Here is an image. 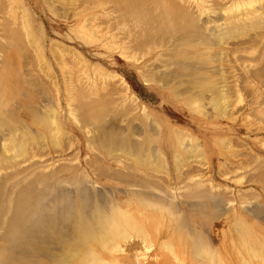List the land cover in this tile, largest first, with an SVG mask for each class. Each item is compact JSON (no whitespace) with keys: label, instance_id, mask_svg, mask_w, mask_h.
<instances>
[{"label":"rangeland","instance_id":"374dc122","mask_svg":"<svg viewBox=\"0 0 264 264\" xmlns=\"http://www.w3.org/2000/svg\"><path fill=\"white\" fill-rule=\"evenodd\" d=\"M116 1L119 3L118 0ZM186 1L188 2L189 7L192 6L190 8L191 10L195 8L197 9V7H195L197 6V0ZM217 1L210 0V3H207L209 5L213 4L214 7H216V4L220 3ZM227 1L229 0H225V2ZM118 3H116L115 0H0V113H2L4 109L6 110L5 113L9 112L7 114H14L17 115V117L20 116L23 119L31 122L33 119V113L37 111L43 114L47 112L48 117L50 118L52 115L50 114L52 113V109L49 107L53 106V109L56 110L61 108L59 113L66 129V134L62 135V144L64 143L65 146L63 144L59 151L52 148V150H48V152H45V150L47 151L46 148L41 147L42 149H35V147L32 146V148H34V150L32 149L31 151L33 156L31 154L30 156L28 155L26 159L27 162H25L23 165L26 164L25 166H27V163L30 164L28 160H31V163L34 160L35 163L42 167L48 164V168L45 169L46 171H51L55 169L54 167L58 168L57 165H62L63 168L64 166L68 167L70 164L69 167L72 166L71 171L70 169L69 171H65V168L67 170L69 167L63 168V171H65L64 173L62 172L63 176L71 178V176L81 174L82 172L84 174L83 170H86L88 174H86V176L89 177V182L82 185L80 188L77 184H69L68 180L63 181L62 183L55 182V180H53L52 182L56 185L51 186L50 190L48 189V196L50 195V197H48L46 200L47 209L45 210V213L52 214V216H50L51 219L49 218L52 225H54L53 223H59L57 220V217L59 216L57 213L58 210H54L57 206H59L58 200L53 199L62 196V192H65V195L62 197L63 201L60 203L62 204V209H64V206L67 204L74 208V212L78 206L79 199H81L80 195L77 194V189H81V191H87L88 194L91 195L95 194L96 190H98L104 196V198L106 196L112 197V193L115 194L113 190H118L120 192L126 189V187H130L126 184H120L116 180H108V178L119 176L122 174L121 172L123 170L133 173L136 176L137 174L143 175V177L152 175L154 176V180H160L161 182L159 184L148 186L140 185L138 187H131L130 190L139 189L142 191H152L156 196H158V198H164V196H166V201L170 203H164V206L173 208L175 210V214L172 215L170 213H162L160 218L157 220L160 228L159 230L154 231L156 245L151 250L146 252V259L143 256L141 257V260L143 261L142 264H157L158 261L162 260L164 257H162L161 254L156 256V253H158V243L164 241L165 239L173 240V238H170L169 236L178 235L179 233L184 235L183 239L187 243L186 247L188 249L186 253H188L189 256L185 261L173 260L172 263L201 264L205 259L201 257L203 259L202 261L200 258L201 255L199 253H194V251L197 249L196 245L193 247L195 250H191V243H194L192 231L195 232L194 236H196V238L200 239V241H205L208 245L210 244V247H212L213 250L223 251L228 257L229 264H240L244 260H242V257L239 255L237 248L239 243V234L235 227L236 224H238V221H245V223L250 225V227H253L254 232L264 240V75L258 76L256 75L257 73L255 74L257 69V72H261L264 69V64L262 63L264 60L261 61V53L263 52L262 49H264V47H260L262 48L261 53L257 50L258 48H256V53H252L253 51L255 52V50H249L251 52L247 51V53L252 54L246 55L244 54L246 51H240L236 52L240 54L239 56L236 53V55H232V53L235 52V47L237 44L236 41H238L240 38H236L238 40L230 39L231 41L229 42L232 44L230 43L231 45L229 44L227 47L231 50V52L233 50L234 51L230 53L229 50V57H226V75L228 79L225 81V83L231 87H235L233 88L234 91L231 89L232 96L229 100L227 114L226 116H216L212 105L209 104L210 96H206L208 99L205 98L203 103L205 105L208 104L206 107L210 108V110H207L206 108V112H208V114L207 116H204L191 110L187 106L186 100L188 99V95H190L191 92L188 90L189 93L184 94L182 89L186 92V89L194 86L192 85L193 83L190 84L192 82H190L192 77H188L192 72L210 75L213 74L214 76L220 77L221 75L218 74V68H215V65L217 64V67L219 62H214L216 63L214 66L213 63L210 62L212 65L208 63V60L204 62L205 64L201 63V60L195 56V53H199L200 51L203 53L202 50L205 51L203 45H193L194 47H189L186 45L185 47V45L182 44L181 46L183 47L181 48L187 49L186 56L184 58L176 57V60L171 59V56L168 57V53L171 54L174 50L172 49L174 47L172 45H175V36H173V40L175 42L173 41L172 43H167L165 46L164 44L157 45L155 40L159 39L154 37V43L151 42V46L150 43L147 44L149 46L146 47L145 53H143L144 50L142 48L141 49L143 52L141 49L135 50L136 48L129 50L131 47H133L130 44L131 39L136 38L135 35L137 32L141 35V27L136 25V22H138L136 20L137 16H135L136 18H132L133 14L131 18H128L129 21L122 19L125 17L123 15L126 12L124 10L126 8L124 7L123 9V4ZM161 4L164 7L163 3H156L153 5H157V9H154L155 7H153L151 3L148 6L142 4V7H149V11H152L151 8L154 9L157 15H154L155 12L152 11L150 12L151 15L153 14L152 17L155 19V16H157V18L159 17V19H161L163 18L161 17V13L164 16L165 11L162 6L159 7ZM138 5L141 6L139 3ZM119 6H122V8H119ZM159 9H161V11H159ZM196 9L195 11H197ZM110 14L112 16H110ZM93 15H96L97 17L95 18ZM135 15H137V13ZM223 15L224 13H222L220 10L217 11V13L211 11L207 14L201 15L202 21H200V23L203 22L201 25L204 26V30L208 31L210 29L205 26L204 22L207 23V21L210 20V17L218 18ZM148 16L150 15L148 14ZM118 17L122 18L117 20ZM135 20L136 22H132ZM221 22H223V20ZM149 23L150 22L148 21L147 26H149ZM84 24L86 27H90L89 29H91L92 26L95 27H92V30L95 29L94 31H97H92L94 36L90 35L91 30H89V33L87 28L85 29ZM112 24H114V26ZM119 24L120 27L118 28ZM131 26H133L135 30ZM211 26H214V23L210 22L208 27ZM80 27L83 29V31H80ZM127 27L129 29H127ZM214 28L215 26L213 29ZM125 29H127L126 32L128 33L124 32ZM108 30H110L109 33ZM94 33L98 37H96ZM119 33L120 38L123 35L125 38L126 35V38L128 40L130 39V41L127 42V39H125L126 44H124V42L122 44L120 41L122 38L120 39L117 35ZM138 34L136 36L141 37ZM112 35L115 36V39L111 40V38H113ZM132 35L134 37H132ZM108 38L111 41H109ZM118 38L119 40H117ZM171 38L169 37L168 39ZM114 40L120 41L119 43L121 44H116L117 42ZM245 40H247V37ZM107 42L108 44L110 43V45L113 42L114 45H119V47L116 45L115 47L113 45H111L113 47L107 46ZM53 43H58L62 47L64 46L68 49H65L66 54L63 55L64 57L60 56L62 55V52H64L60 50V46V51H56L57 49L52 51ZM124 45H128L127 49L129 50L131 58L128 57L129 54H127L128 50L126 48V51L123 52ZM155 45H157V47ZM71 48L75 49L88 60V65L82 62V64H85L87 68L85 65H81L79 62L80 59L78 60L75 55L77 53L75 50L73 51L76 53L72 54L73 51L70 50ZM170 49H172L171 52ZM215 50L216 48H214V51ZM69 51L71 53H67ZM147 51H149V53ZM41 52L42 54L44 52V54L42 55ZM121 52L126 53L128 56L122 54ZM162 52L163 56L161 55ZM140 55H143L142 58ZM42 56L46 57L47 63ZM136 56H139L140 58ZM231 56H233V59L234 56L239 58L242 56L243 60L246 61V58H248V61L244 62L241 58L240 61H236V59L239 58H235L234 61ZM169 59L171 60L169 61ZM262 59H264V57ZM195 60L196 62L200 61V63L194 62ZM59 62L61 63L59 64ZM194 63H196L198 66ZM92 65L93 67L100 65L95 68H99L98 70L100 72L96 70L98 73H94L95 69H91ZM147 65H149L151 69ZM64 67L66 68V71ZM213 67L215 69H213ZM243 67L245 69H242ZM248 68L255 69V72L252 70L254 72L253 73ZM261 68L263 69L261 70ZM104 69H107L106 73L109 74H102V72H105ZM248 71L251 75L255 74L256 76L252 75L253 77H251V80L249 79V82L247 83L242 81L244 76L243 78H239V74L245 75ZM88 72L89 75L87 74ZM141 72L154 75L157 73V76L165 74V77L162 79V81H153L152 83H147L141 75ZM82 73L85 76L84 79H82ZM120 74L126 77L140 99L137 103L135 101H131V99L128 98L129 104H131V102L134 103L132 104V107L128 105L127 99L122 97V95L126 96L127 94H125V86L121 83ZM185 74L189 75H186V77ZM72 75L73 77H70ZM77 75L80 77H77ZM108 75L110 77L107 78ZM242 75L240 76L242 77ZM53 77H55L56 80H54ZM66 77L70 78L67 79ZM104 77L107 81L114 85L116 94H112L114 92L113 90L109 91L112 89L111 86V89H109L110 87H107L106 84V88L104 87ZM183 77L187 78L186 80L190 83L187 82ZM77 79L81 80L76 82ZM74 80L75 82H73ZM85 80H89V86H87L88 83ZM165 80H167V82ZM236 81H242L243 83H236ZM84 82H86L87 85ZM93 82H97L99 87H102L103 85V89L105 88L106 91L111 92L109 94L110 96L106 95L108 92H105V90H103V93H101L102 91L99 92L98 86V88L96 87L94 91L96 92V95H93V87H91ZM109 82H107V84ZM219 82H222V80H219ZM179 83L182 85L180 86ZM78 84L79 86L81 84L80 88L76 86ZM82 84L84 85L82 86ZM82 87L86 89L85 94L83 93L85 91ZM77 88L80 89V92L78 89L76 98H72L75 97L73 95ZM81 89L83 90V94L81 93ZM173 89H176V91L180 93L181 97H176L174 92H172ZM72 90L75 92L70 93ZM97 91L101 93L103 97H100V94H98ZM181 91L183 93H181ZM194 91L197 90L194 89ZM88 92H90L91 95ZM104 92L106 94H104ZM81 95L84 99L77 97H81ZM110 97H114L112 98V102L111 99L109 100ZM100 98L103 101H105L104 99H108L110 103L107 100L103 102L106 105L101 103L103 106H101L100 109H97L100 105L97 107L96 103L100 104ZM70 99L73 100L70 101ZM58 100L60 105L57 103ZM82 100H84L85 105L81 104L83 102ZM108 103L111 105H108ZM121 103H123V106L125 103H127L126 106H130V109L128 108L129 110L127 109L128 106H124L126 107L124 109L126 111L128 110L127 115L129 116L125 114L126 112L124 110L122 112H124V116L126 117H122L123 113L120 111L122 109ZM140 104L146 105L149 109L148 112L151 113L153 117L161 119L163 123L172 124L173 127H180L182 128L180 131L183 133L199 136L200 141L204 145L202 147L203 150L200 157L185 159V162L180 165V168H178L175 161V150L172 145V140L168 138L167 134H159L156 132V130H154V133L145 131V128L149 123H147L148 121L143 117V114H140ZM94 105L96 108H94ZM81 107L82 109H78ZM102 107L103 109H101ZM70 109H73V114L70 113L72 110L69 112ZM96 109L98 112L93 113L92 110L96 112ZM88 110L92 111V113ZM48 111H50V113ZM142 112L143 111L141 110V113ZM108 113L109 115H107ZM212 113H214V115ZM88 114H90L91 117H88ZM92 114L96 115L92 116ZM117 114L119 116H117ZM86 116L89 119H86ZM83 118L84 120H81ZM86 122H88V125ZM4 127L2 126V129L0 127L1 130H4V135H2L3 133L0 131V147H3L5 141L4 136L8 134V132L5 130L7 129L6 126ZM103 127L106 128L107 131L110 127V133H122L135 130L137 131V135H135L136 139H142V136L144 137L147 135L146 144H139L145 149L141 150L143 156H146L150 152L153 156V159L163 162V164L148 166L143 162H140L137 167V165L134 164V159L128 157L125 153L123 155L109 153L110 151L108 152L107 150L108 144H99L98 148L90 146L87 142L88 137L86 133L90 132L92 137H95L96 135V137L102 136L103 133L100 131L103 130ZM113 129L115 131H113ZM219 137H226L229 141L227 142L226 140L225 144H221L217 141ZM189 143V138H186L183 141V145L185 146H187ZM125 148L129 149L128 147ZM137 149H139L138 146L135 148L136 155L138 154L136 151ZM1 151H3V148L0 149V152ZM31 156L33 157L32 159H30ZM143 156H141V158ZM117 158H120L123 161L121 165L125 164L128 168L117 165ZM132 163L136 165L139 171L138 169L134 170V165ZM166 163L168 164V170ZM102 165L108 166H105L106 168L103 167L105 168V171L102 168L98 169ZM109 165H115L116 168L122 170L120 171L117 169L116 173V168H110ZM96 168L98 170H96ZM2 173L3 172H0V174ZM65 183L68 184L66 185ZM96 183H98L97 186H95ZM181 186L186 188H181ZM167 187L174 188L170 192H172V194L175 193L177 197L172 196V194L167 191ZM209 191H211V195L207 193ZM165 193H169L170 195ZM214 193L218 195H214ZM118 194L120 195V193ZM121 195L122 198H124L123 193H121ZM92 207L93 201L89 208ZM52 219L54 222H52ZM55 220L57 222H55ZM187 227L189 228L188 231L186 229ZM232 239H235L234 242ZM231 241L234 244H232ZM1 243H3V241H0V244ZM132 246H134V250H127V252L125 251V256L131 257L134 252L139 254L145 251L142 241L138 240L134 242ZM128 247L132 248L131 246ZM194 254H197L195 256H198L199 259L198 257L196 258L193 256ZM196 259H198V261ZM122 262V264H130L127 259L122 260ZM243 263L244 262H242V264ZM32 264L40 263L33 262ZM47 264L52 263L49 260Z\"/></svg>","mask_w":264,"mask_h":264},{"label":"bare ground","instance_id":"6f19581e","mask_svg":"<svg viewBox=\"0 0 264 264\" xmlns=\"http://www.w3.org/2000/svg\"><path fill=\"white\" fill-rule=\"evenodd\" d=\"M14 1H16V0H14ZM118 1H119V3L115 0L116 3L123 4L122 5L123 9L125 7L126 9H124V10L126 12L123 15L125 17H123V18L118 17L117 20L122 18L123 20L127 21L128 18H131L132 14H133L132 18L137 16L136 20L138 22H136V20L132 21V22H136V25L141 27V35L138 34V32H137L138 30L136 31L137 34L140 35L141 37H137L136 36L137 34H136L135 35L136 38L131 39L132 42L130 41V39L128 40L126 38V35H125V38H124V35L121 36V38H122L121 39L119 37L120 33L117 34L118 37L121 39L120 41L122 44H123V42H124V44H126L125 39H127L126 40L127 42L130 41V44L133 47L130 46L131 48L129 50H131L132 48H134V49L136 48L135 50H137V49L139 50L142 48L144 50V52H143V50L141 49L142 52L145 53L146 47L149 46L147 44L150 43V46H151V44L154 43V40H155L154 37H157L159 39V40H157V39L155 40L157 45L158 44L159 45L164 44V46H165V44L167 45V43H172L175 40L176 41V42L174 41L175 45L174 44L172 45V46H174L172 48L174 50L171 54L168 53V57L171 56L170 57L171 59L176 60L177 59L176 57H183L184 58L186 56V50L187 49H184V48L182 49L181 48V47H183V46H181L182 44L185 45V47H186V45L189 47H192L193 45H203L204 46L205 51L202 50L203 53H201V51L199 52V50H198L199 53H197L195 51L196 52L195 56L201 60V63H204L205 61L208 60L209 61L208 63L211 62V63H213V66H214V64H216L214 62H216V61L219 62L217 67H216L217 64L215 65V68H218V74H220L221 76L217 77V76H214L213 74L210 75V74H205V73L200 74L199 72H192V73L189 72L190 75L185 74V76L189 75L188 76L189 78L191 76L192 80L190 79V82L191 81L192 82L190 83L189 81L186 80L187 78H184V77L183 78L187 82H189L190 84L193 83L192 85H194L193 86L194 88L191 86L190 87L191 89H190L187 86L189 89H186V92L183 89H182V91H184V94H186V93L188 94L189 92H191L190 95H188L189 97L186 100V103H187V106L191 110L197 112L198 114L207 116L208 112H206V108H207V110L208 109L210 110V108L206 107V106H208V104L205 105L203 103V101L206 98V96H210L209 104L212 105L214 112H215V115L216 116L217 115L226 116L228 108H229V100L232 96V94H231L232 90L231 89H233L235 87V86L231 87L225 83V81H227V79H228V77L226 75L227 71H226L225 61H226V57L229 55V50H230V49H228L227 46L231 43L229 41H231L233 39L238 40L236 38H240L238 40L239 42L236 41L237 44L234 43V44H236L235 52L232 53L234 50L232 49L233 50L232 52L230 50V53H232V55L237 54L239 56L240 54H238L236 52H240V51H246L245 53L243 52L246 55L256 53V48H258L257 50L261 53V49L264 47V0H229L227 2H225V0H222V1L215 0L217 2H220V3L216 4V7H214L213 4H211V5L208 4V3H210L209 2L210 0H208V1L197 0L196 1L197 6H195V7H197V9L195 7H193L197 11H195V9L191 10L190 8L192 6L189 7L188 2L186 0H139V1L138 0H118ZM149 2L152 4V6L155 5L156 3L157 4L163 3L164 7L162 6V4L159 5V7L162 6V8H164L166 11V13H165V11L163 9L165 17L161 13V17H163L164 19L161 17H160L161 19H159V17L157 18V16H155L156 18L154 19L152 17L153 14L152 15L150 14V12L154 11V9H157V7H156L157 5L153 6V7H155L154 9L151 8L152 11H149L150 10L149 7H146V6L142 7V4L147 5V6L150 5ZM154 2H155V4H154ZM138 3L141 4V6L138 5ZM146 3H149V4H146ZM122 6H119V8L120 7L122 8ZM145 7L147 10L145 9ZM148 8H149V10H148ZM161 9H159V11H161ZM133 10L137 13V15H135L136 13ZM219 10L222 13H224L223 16L218 17V18H213V17L209 16L210 20L207 21L208 24L204 22L205 26L210 29V30H208L210 32L209 33L208 31L204 30V28H203L204 26L201 25V23L203 24V22L200 23V21H202L201 15L207 14L211 11L214 13H217V11H219ZM154 12L156 13V11H154ZM157 12H158V10H157ZM123 13H124V11H123ZM155 13H154V15H157V13L156 14ZM95 14H97V13H95ZM148 14L151 17L148 16ZM159 14H160V12H159ZM211 14H213V13H211ZM25 15H27V14H25ZM110 16H112V15L110 14ZM158 16H160V15H158ZM94 17L96 18L97 16L95 15ZM149 17H150V19H149ZM107 18H106V20H107ZM117 20H116V22H117ZM222 20H223V22H221ZM148 21L151 23V24L149 23V26L151 25L150 27L147 26ZM210 22L214 23V26H215L214 29H213L214 26L208 27ZM128 24H131V23H128ZM128 24H126V25H128ZM112 25L114 26V24H112ZM122 25H124V24H122ZM122 25H121V27H122ZM84 26H85V24H84ZM115 26H116V24H115ZM92 27L95 28L94 26H92ZM92 27H91V29H89L90 27L85 26V29L87 28L88 32H89V30H91L90 35H93L92 31L95 30V29L92 30ZM119 27H120V24H119L118 28ZM131 27L133 28V26H131ZM97 28H99V27H97ZM115 29H117V28H115ZM121 29H123V28H121ZM127 29H129V28L127 27ZM127 29H125L124 32H126ZM133 29L135 30V28H133ZM96 30H98V29H96ZM80 31H83V29L81 28ZM109 31L110 30H108V33H109ZM94 32H97V31H94ZM156 32H158V33H156ZM115 33H114V35H115ZM126 33H128V32H126ZM114 35H112L113 38H111V40L115 39L116 35L115 36ZM95 36L98 37L96 34H95ZM173 36H175V38ZM127 37H128V35H127ZM132 37H134V36L132 35ZM169 37L170 38L172 37L171 38L172 40L168 39ZM244 37H245V39L247 37V40H245ZM116 38H117V36H116ZM119 38L117 40H119ZM123 38H124V41H123ZM129 38H130V36H129ZM173 38H174V40H173ZM111 40L109 39V41H111ZM120 41H115V42H117L116 44H121V43H119ZM113 42L111 45H113L115 47L116 44L114 45ZM162 42H164V43H162ZM107 44H108V42H107ZM111 45L109 43L107 46H111ZM128 45H129V43H128ZM128 45H126V46L124 45V47L122 46L124 48L123 52L126 51L125 48L127 49ZM157 45H155V46L157 47ZM59 46L61 47V49ZM113 46H111V47H113ZM116 46L119 47V45H116ZM153 46H154V44H153ZM197 47H199V46H197ZM252 47H253V49H252ZM260 47H262V48H260ZM52 48H53L52 51H55L56 49H57L56 51H58L59 49L61 51H64L65 53L62 52V55H60L61 57L64 54H66V50H68L66 47H64V46L62 47L58 43H53ZM214 48H216L215 51H214ZM172 49H170V52ZM70 50L73 51L75 49L71 48ZM129 50H128L127 54H129ZM151 50H153V49H151ZM249 50H255V52L253 51L252 53H247V51H249ZM75 51H73L72 54H75L77 52V51L76 52ZM262 51H263L262 53L264 55V49H262ZM147 52L149 53V51H147ZM147 52H146V54H147ZM249 52H251V51H249ZM58 53H60V52H58ZM67 53H71V52L69 51ZM243 53H241V54L244 55ZM260 53H258V54H260ZM262 53H261V61L264 60V59H262L264 57L262 55ZM41 54H42V52H41ZM43 54H44V52H43ZM122 54H125L126 56H128L126 53H122ZM135 54H136V52H135ZM162 54H163V52L161 53V55ZM189 54H191V53H189ZM75 55L78 58V60L80 59L79 62L81 63V65H85V64L88 65L87 64L88 60L86 58H84L82 54L77 52ZM125 55H123V56H125ZM204 55H208V56H204ZM140 56L142 58L143 55H140ZM42 57L45 59V61L47 63L46 57L45 56H42ZM128 57L131 58L130 54ZM136 57H139V56H136ZM232 57L233 56H231V58ZM163 58H165V57H163ZM163 58H161V59H163ZM235 58H239V57L234 56V59ZM240 58L242 59V56ZM240 58L236 59V61L237 60L240 61ZM63 59H65V58H63ZM171 59H169V61ZM246 59H247L246 61H248V58H246ZM137 60H139V59H137ZM243 61L246 62L245 60H243ZM61 62H59V64ZM82 62L85 64H82ZM194 62H196V60ZM180 63H182V62H180ZM188 63H190V62H188ZM196 63H200V61L196 62ZM196 63H194V64H196ZM262 63L264 64V61ZM77 64L80 65L79 63H77ZM89 65H91V64H89ZM98 66H100V65H98ZM147 66L150 68L149 65H147ZM88 67H91V66H88ZM97 67H93V65H92L91 69H95ZM184 67H186V66H184ZM69 68H70V66H69ZM83 68H85V67H83ZM86 68H87V66H86ZM215 68L213 67V69H215ZM263 68H261V70ZM64 69L66 71L65 67H64ZM98 69H95L94 73L97 74L99 71ZM153 69H155V68H153ZM242 69H245V68L243 67ZM96 70H98V71H96ZM104 70H105V72H102V74H109V73H106L107 69H104ZM249 70L250 71L253 70L255 72V69H249ZM257 70L255 72V74L257 73L256 75H258V76L264 75V72H263L264 69L261 72L260 71L257 72ZM69 71H71V70H69ZM64 73H66V72H64ZM70 73H72V72H70ZM87 74L89 75V72ZM255 74L254 75L252 74V75L256 76ZM79 75H77V77H80ZM82 75H83V73H82ZM141 75L143 76L144 80L147 83H152L153 81L159 82V81H162V79L165 77V74L157 76V73H156V75L147 74V73L146 74L142 73ZM237 75H235V76H237ZM240 75H242V74H239V78H243V76H244L242 81L247 82V83L249 82V79L251 80V77H253L249 73V71L245 75H242V77ZM161 76H163V77H161ZM55 77H53L54 80H56ZM70 77H73V75ZM70 77H66V78L69 79ZM84 77L85 76L83 75V78L82 77L81 78L84 79ZM105 77H106V75H105ZM105 77H104V79L106 80ZM108 77H110V76L108 75L107 78ZM120 77H121L120 78L121 83L125 86V91H126L125 94H127L126 96L122 95V97L123 98L125 97L128 101V105H130L132 107V104H134L133 102L135 101L138 103L140 99L137 96L136 92L133 90L130 82L126 79V77L121 75V74H120ZM168 77H170V76H168ZM181 77H182V75H181ZM76 78H72V79H76ZM189 78H188V80H189ZM234 78H236V77H234ZM80 80L77 79L76 82L80 81ZM105 80L103 81V83L105 82L104 87L106 85H107V87L111 86L112 89L110 87L109 89H111V90H109V91L113 90L114 92L112 94H114L115 90H116L114 85L112 83H110L109 81H107V80L105 81ZM219 80H222V82H219ZM85 81L88 83L89 80H85ZM165 81L167 82V80H165ZM73 82H75V80ZM86 82H84V83L86 84ZM107 82H109V83L107 84ZM237 82H239V81H236V83ZM241 82H239V83L241 84ZM79 83H83V82H79ZM180 83H182V82H180ZM183 83H185V82H183ZM83 85L84 84H82V86ZM98 85L99 84L97 82H93V84L91 86V87H93L92 88L93 89L92 90L93 95H96V92H94V91ZM181 85L182 84H180V86ZM76 86L80 88L81 84H80V86H79V84ZM76 86H75V88H76ZM87 86H89V83ZM163 86H164V84H163ZM91 87H90V89H91ZM102 87H103V85H102ZM102 87H99V92L102 91L101 93H103V90H105V92H108V93L106 94L104 92V94H106L108 96L111 92L106 91V89H105L106 87L104 89ZM79 88H77L75 90L76 92L74 90H72V92L70 91V93L75 92L73 95L75 97H72V98H76V93L78 91L80 92ZM82 88L85 92H83V90L81 89L82 90L81 93L83 92L85 94L86 89H84V87H82ZM194 89H196L197 91H194ZM188 90H189V92H188ZM182 91H181V93H183ZM233 91H234V89H233ZM99 92H98V94H100V97H101L102 95ZM172 92H174V95L176 97L180 96V93L177 92L176 89H173ZM88 93L91 95L90 92H88ZM106 95H104V96H106ZM70 96H71V94H70ZM112 96H115V95H112ZM77 97H79L81 99L83 98L82 95H81V97L80 96H77ZM112 98H114V97H112ZM112 98L111 97L109 98V100L111 99V102H112ZM128 98L131 99V101H133V102H131V104H129ZM81 99H79V100H81ZM206 99H208V97ZM71 100H73V99H70V101ZM101 100L102 99L100 98V100H99L100 104L96 103L97 107H98V105H100L97 109H100V107L105 104L103 102L107 101L108 99L107 100L104 99L105 101H103V100L101 101ZM109 100H108V102H109ZM116 100H118V99H116ZM82 101L84 102V100H82ZM83 102L81 104L85 105V102L84 103ZM57 103H59V100L57 101ZM94 103H95V101H94ZM101 103H103V105H101ZM109 103H108V105H111ZM206 103H208V102H206ZM68 104H69V102H68ZM121 104H122L121 107L123 110L121 109L120 111L122 112L125 110L124 108H126L128 105L126 106L127 103H125L124 106H126V107H124L123 103H121ZM59 105H60V103H59ZM130 106H128L127 109L128 108L130 109ZM57 107H58V104H57ZM75 107H77V106H75ZM89 107H90V105H89ZM49 108L52 109V111L49 109L52 113H50V111H48L50 114H52L50 118L48 117L47 112L45 114L40 113L39 111H37V108H36L37 112L33 113V119L31 122L23 119L20 116L17 117V115L7 114L9 112L5 113L6 110H4V109L2 112L3 114L0 113V127L2 129V126L3 127L6 126L7 129H5V130H6V132H8V134H6V136H4L5 141H4L3 147L2 146L0 147V149L3 148V151L0 152V172H3L2 174H0V241H3V243L0 244V264H32L33 262L40 263V264H47L49 260L51 261L52 264H122L123 263L122 260H125V259H127L130 264H137V263L142 264L143 261L141 260L142 259L141 257L143 256L146 259V255H147L146 252H148V250H151L156 245V237L154 236V231L159 230V228H160V225L157 223V220L160 218L162 213H170L173 215V214H175V210L173 208H168V207L164 206L165 205L164 203H170V202L166 201L167 200L166 196H164V198H158V196H156L152 191H142L139 189L130 190V188L131 187H138L140 185L148 186V185H153V184H159L161 181L160 180H154V176H152V175H147V177H143V175L137 174V176H139V177H137L135 174L129 173V172H126L125 170H123L121 172L122 174H120L119 176H116V177L108 178V180H112V181L116 180L120 184H126V185H129L130 187H126V189H124L120 192L118 190H113L115 192V194L112 193V197L106 196L105 198L100 193V191H98V190H96L95 194L91 195V194H88L87 191H81V189L80 190L77 189V194L80 195L81 199H79V201H78V206H77L75 212H74V208H72L71 206H69L67 204H66V206H64V209H62V207H61L62 204H60V203H62V201H63L62 197L65 195V192H62L63 195L61 193H59L62 196L59 195L60 196L59 198L53 199V200H58L59 206H57L58 208L56 207L54 210H58L57 213L59 214V216L57 217V220L59 221V223H56V224L53 223L54 225H52V223L50 222V219H51L50 216H52V214L45 213V210L47 209L46 200L48 199V197H50V195L48 196V194H49L48 189L50 190L51 186L56 185L52 181L55 180V182L62 183L63 181L68 180L69 184H73V183L77 184L80 188L82 185L87 184L89 182V177L86 176V174H87L86 170H83L84 174L82 172L81 174L71 176V178L63 176L62 172L64 173L65 171H69V169L71 171L72 166L69 167L70 164L69 165L66 164V165H68L69 168L67 166H64L65 164L63 165L64 166L63 168H65V167L68 168L67 170L65 168V171H63L64 169L62 168V165L61 166L57 165L58 168L54 167L55 169H53V170L50 169L51 171H46L45 168H48V164H46L44 167H42V166L38 165L37 163H35L34 160H33L34 162L32 161V163H31V160H28L30 164L27 163V166H25L26 164L23 165L25 162H27V160H26L27 156L28 155L30 156V154L32 155L31 151H32V149L34 150V148H32V146L35 147V149L46 148L47 151L45 150V152H48V150H52V148L59 151L62 148V145L64 144V143L62 144V135L66 134V129H65V126L61 120V115L59 113V110L61 108L60 107H59L60 109L57 108L58 110L53 109V106L52 107L50 106ZM94 108H96V106ZM139 108H140V114L141 115L143 114V117L145 119H147V121H148L147 123H149L147 125V127L145 128V131H150V132L154 133V130H156L157 133L162 134V135L166 133L168 138L170 140H172V145H173V148L175 150L174 151L175 161H176L178 168H180V165L185 162V159H190L192 157H200V155L202 154V150H203L202 147L204 145L200 141L199 136L194 135V134L191 135V134L183 133L180 131V130H182V128L175 127V126L173 127V125L169 124V123H163V121L161 119L153 117L152 114L148 112V110H149L148 107L144 104H142V105L140 104ZM18 109H20V108H18ZM47 109H46V111H47ZM78 109H82V107L78 108ZM97 109L95 110L96 112H94V110H92L93 113H97L98 112ZM101 109H103V107ZM90 110H88V111H90ZM106 110H108V109H106ZM141 110L143 111L142 113H141ZM92 111H90V112L92 113ZM127 111L125 110L126 115L128 114ZM69 112L71 114H73V109H70ZM104 112H106V111H104ZM104 112H100V113H104ZM109 113L107 115H109ZM122 113H123L122 117H126V116H124L125 115L124 112H122ZM122 113H120V114H122ZM90 114H88V117H91ZM212 114L214 115V113H212ZM94 115H96V114H94ZM94 115L92 114V116H94ZM117 116H119V115L117 114ZM127 116H129V115H127ZM88 117L86 116V119H89ZM208 118H209V116H208ZM81 120H84V118ZM88 122H86L87 125H88ZM81 127H82V125H81ZM109 128H108V131L104 127H103V130L100 129L101 130L100 132H102L103 135L101 133L102 136H98V137H96L97 135L95 137H92L90 135V132L86 133L87 137H88L87 142L89 143V145L98 148L99 144L100 145L101 144H106V145L108 144L107 150H108V152L110 151L109 153L120 154V155H123L125 153L128 157L134 159V161H135L134 164H136L137 167H138V164H140V162H143L145 165H148V166H156L158 164L159 165L163 164V162H159L156 159H153V156L150 152L146 156L145 155L143 156V153L141 152V150H145V149L143 148V146H141L139 144H146L147 135L144 137L142 136V139H136L135 135H137V131H135V130L134 131H128V132H122V133H116V132L110 133L111 129L109 130ZM1 129H0V131L3 133L2 135H4V132H3L4 130H1ZM113 131H115V130L113 129ZM186 138L190 139V143L187 144V146L183 145V141ZM226 140H227L226 137H219L217 141L221 144L222 143L225 144ZM228 141L229 140H227V142ZM136 145L139 148L136 150L138 152L137 155L135 153V148L137 147ZM64 146H65V144H64ZM125 147H128L129 149H126ZM32 156L30 157V159L33 158ZM141 156H143V157L141 158ZM116 161H117V165L124 166V167L128 168L125 164L121 165L123 163V161L120 158H117ZM132 164H131V166H132ZM127 165H129V164H127ZM136 165L133 166L134 170L138 169L136 167ZM20 166H21V168H20ZM105 166L102 165L99 168L97 166L96 167L98 169L102 168L105 171V168L108 167V166H106V167ZM166 166H167V170H168V164L167 163H166ZM59 167H61V168H59ZM103 167H105V168H103ZM109 167L113 168V169L116 168L115 165H109ZM97 168H96V170H98ZM117 169H119V168H116V173H117ZM119 170L121 171L122 169H119ZM119 170H118V172H119ZM138 171H139V169H138ZM61 175H62V177H61ZM140 176H142V177H140ZM97 184L98 183H96L95 186H97ZM42 187H44V188H42ZM181 188H186V187L181 186ZM172 189H174V188L167 187V191H169V192ZM210 192L211 191H209L207 193L209 195H211ZM118 193H120V195ZM121 193H123L124 198H122ZM170 193L172 194V192H170ZM165 194L168 195L169 193H165ZM214 195H218V194L214 193ZM172 196L177 197V195L175 193H173ZM57 197H58V195H57ZM60 199H61V202H60ZM174 199H176V198H174ZM174 199H172V200H174ZM44 200H45V202H44ZM92 201H93V207L89 208ZM149 208H151V209H149ZM53 213H55V212H53ZM52 222H54L53 219H52ZM55 222H57V221L55 220ZM56 225H59V226H56ZM186 229L188 231L189 228L187 227ZM235 229L239 234V237H238L239 243L237 245V248H238L239 255L242 257V260H244L242 262H244L245 264H264V240H263V238L261 239L254 232L253 227H250V225L246 224L245 221H242V220L238 221V224H236ZM192 232H193L192 235L194 238L193 239L194 243H191V247H192L191 250L196 245L197 251L195 249H193V250L196 251V252L194 251V253H199L201 255L200 256L198 254L200 256V258L203 257L205 259L204 262H202V263H204V264H229L228 263V257L224 254L223 251L213 250V248L210 247V244L208 245L205 241H200V239H198V238H196V236H194L195 232L194 231H192ZM183 236L184 235L182 233H179L178 235H170L169 237L173 238V240L172 239H165L164 241H161L160 243H158V245H159V246L157 245L158 246V249H157L158 253H156V256L161 254V256L164 258L162 260L158 261L157 264H173L172 263L173 260L185 261L188 259L189 255H188V253H186L188 251V249L186 247L187 243L183 239ZM138 240L142 241V244L145 247V251L142 253H139V254L134 252L131 257L125 256L124 252L125 251L127 252V250L133 251L134 246H132V245L134 242H136ZM234 240L235 239H232L233 242H234ZM233 242H232V244H234ZM128 246H131L132 248H129ZM225 250H226V248H225ZM195 255H197V254H194L193 256H195ZM198 259H199V257H198ZM198 259H196V260L198 261ZM202 261H203V259H202ZM242 262L240 264H242ZM197 263H199V262H197Z\"/></svg>","mask_w":264,"mask_h":264}]
</instances>
